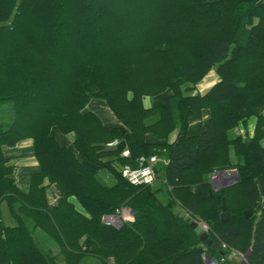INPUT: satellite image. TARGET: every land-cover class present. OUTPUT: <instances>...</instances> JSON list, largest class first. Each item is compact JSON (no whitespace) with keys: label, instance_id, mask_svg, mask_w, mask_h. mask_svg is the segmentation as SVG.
<instances>
[{"label":"trees","instance_id":"obj_1","mask_svg":"<svg viewBox=\"0 0 264 264\" xmlns=\"http://www.w3.org/2000/svg\"><path fill=\"white\" fill-rule=\"evenodd\" d=\"M210 71L218 81L193 93ZM91 102L117 124H103ZM5 103L0 207L13 224L0 209V264H57L32 229L57 246L62 264H202V255L222 250L200 242L190 228L196 218L213 242L264 264V0H0ZM205 112L203 131L188 135L190 120ZM250 117L254 136L228 141L227 131ZM25 140L37 168L23 192L9 162ZM230 146L241 163L230 162ZM151 155L167 160L155 168L159 187L129 185L122 166ZM230 166L237 182L213 194L205 176ZM100 170L113 175V187ZM43 180L60 192L56 205L47 204ZM121 208L133 212L131 222L102 223Z\"/></svg>","mask_w":264,"mask_h":264},{"label":"crops","instance_id":"obj_2","mask_svg":"<svg viewBox=\"0 0 264 264\" xmlns=\"http://www.w3.org/2000/svg\"><path fill=\"white\" fill-rule=\"evenodd\" d=\"M211 72H214V71H210L206 75V77ZM215 77H216V75H215ZM217 81H218V79L216 77L209 84L212 83L211 84V86H212ZM210 87L205 88L203 93H205ZM199 93H201V92H199ZM151 104L152 103H151L150 99L145 98L143 100L144 108L149 109L151 107ZM91 111H93L94 114L97 115V117L100 119V121L103 124L109 125V126H113V124H114L113 119H112L113 116L109 112L108 109H106L104 107H101L98 104H93V106L91 107ZM260 115L264 119V107L261 110ZM207 118H208L207 117V113L205 112L201 118H194V119L190 120L189 125H188V135H190V136L199 135L203 131V126H204ZM255 127H256V117H250V118L246 119L244 122L239 123L234 128L228 130L227 133H226L227 139L230 142L234 141L237 138H240L242 140L250 139V138H252L254 136ZM176 134H177V131H174L168 136V142L169 143H172L175 140ZM59 142L62 145H68V144L71 143V137H63L62 136V142L60 140H59ZM262 146H264L263 142H262ZM31 148H32L31 141L30 140H28V141L26 140V141H22V142L18 143L16 145L15 149L12 150V152H11V155L14 156V158L11 160L13 162V165H15L14 161H16V160L17 161L18 160H22V161L24 160L23 164H20L19 167H17L20 170H19V172L16 175L17 176L16 177L17 178V180H16L17 182H15L17 184V186L20 188V190H22L23 192L27 191L30 175L33 172H35L36 168H37V162H36L35 158L32 155V149ZM228 153H229L228 154L229 155V160L232 163V165L237 164V163H241V158L237 157L234 154V150H233L232 146L229 147ZM96 175L100 178V180L106 186L113 187L115 185V179H114L113 175L110 174L108 171L100 170V171H97ZM41 186H43L45 188V198H46L47 204L50 205V206L56 205V203L60 199V192L58 191L57 187L55 185L48 184V182L46 180L42 181ZM67 201L73 205L74 209L77 212L83 213L80 205L76 202L75 198L70 197V198H68ZM124 211L126 212V209L122 210V212H124ZM180 213H183V212H180ZM183 214L185 216V213H183ZM3 219H4V217H3ZM130 220H132V218ZM11 221H13V220L11 219ZM12 224H13V222H11L8 225H12ZM80 243H81L82 246H84V244H85L83 242V239L80 241ZM89 246L92 247V246H95V245L93 243H89ZM60 262L62 264V260Z\"/></svg>","mask_w":264,"mask_h":264},{"label":"rangeland","instance_id":"obj_3","mask_svg":"<svg viewBox=\"0 0 264 264\" xmlns=\"http://www.w3.org/2000/svg\"><path fill=\"white\" fill-rule=\"evenodd\" d=\"M83 51V50H82ZM81 51V52H82ZM82 54H84V55H87V56H89L90 54H91V52H89V51H83L82 52ZM216 77H215V73L214 72H211L207 77L205 76L196 86H195V90L193 91V93H198V94H202L203 92H204V90H205V88H208V87H210L211 86V84H209L213 79H215ZM199 92H201V93H199ZM93 104H101V103H96V102H91L88 106L90 107L91 105L93 106ZM103 105V104H102ZM91 106V107H92ZM104 106V105H103ZM9 107H11V104H9V103H5V104H0V119H3L4 118V120L5 121H7L6 120V117H5V115H6V109L7 108H9ZM113 119V122H114V124L113 125H116L117 124V122H116V120L114 119V117L112 118ZM63 137H70V135L69 136H63ZM58 140H60L61 142H62V135H57V137H56ZM26 141V140H25ZM28 141V140H27ZM113 143H115V144H113ZM110 144H112V145H110ZM116 145V141H112V142H109V143H107L106 144V146L108 147V148H110V147H114ZM127 151V150H126ZM10 155H11V153H10ZM149 157V156H148ZM148 157H144V158H148ZM139 158H142V157H139ZM138 158V159H139ZM23 162H24V160L22 161V160H16V161H14V163H15V165H13V162L11 161V162H9V164H11L12 166H13V171H12V173H13V180H14V182H17L16 180H17V173L19 172V168H17V167H19V165L20 164H23ZM138 162V161H137ZM158 164H162V163H157L154 167H153V171H154V179H155V181L151 184V185H144V186H153V187H155V188H158L159 187V182H158V180H157V176H156V173H155V168L157 167V165ZM123 167H125V165L124 166H122V168ZM138 167V166H137ZM136 167V168H137ZM121 168V169H122ZM121 169H120V174H121ZM231 169H234L235 171H236V168L235 167H233V166H230L229 168H227V169H221V170H231ZM237 173V172H236ZM210 174H211V172H210ZM210 174H207L206 176H205V179H206V181L207 182H209V177H210ZM122 177V176H121ZM124 179V178H123ZM125 180V179H124ZM126 181V180H125ZM127 182V181H126ZM237 182V180L236 181H234V182H232V181H226V182H224V185L223 184H217V186H215L214 188H213V186H212V184H209L210 185V188H211V190H212V193L213 194H218V193H220V192H222V190H224L226 187H228V186H231V185H233V184H235ZM128 183V182H127ZM129 184V183H128ZM17 185V184H16ZM129 185H131V184H129ZM133 186V185H132ZM212 194V195H213ZM0 209H1V214H2V221H3V223L5 224V225H8V224H10L11 222H13V221H11V216H10V214H9V212H8V209H7V207L5 206V204H3L1 207H0ZM126 209V212L124 211V212H122V210H125ZM119 213H118V218H119V221H120V225L121 224H123V223H127V222H131L132 220H133V212L130 210V209H128V208H121V209H119V210H117ZM108 216H110V215H108ZM111 216H117V214H116V211H115V213L113 214V215H111ZM3 217H4V219H3ZM103 218V217H102ZM132 218V220H130ZM129 219V220H128ZM191 222H197L200 226H202V227H204V229H205V231H206V233L207 234H210V228H209V226H207L206 224H205V222L204 221H202V220H200V219H198V218H196V219H191L190 220V223ZM103 224H105V223H103ZM105 225H107V224H105ZM120 225H118V226H115L114 228H119L120 227ZM33 231H32V237H33V239H34V241L36 242V244H37V246H38V248H39V250H41L42 252H45V253H48V254H50L53 258H54V261L57 263V264H61V260H62V258L58 255V249H57V246L50 240V238L49 237H47V236H45L44 234H42L40 231H38V230H36V229H32ZM225 246V245H224ZM229 248H227L226 246H225V248H221V250H222V254L220 255V257H218V256H210V255H202V264H206V258L208 257V258H210V259H212V260H214L215 262H216V264H244V260L242 259V258H238V256H236V255H233L232 254V252L234 251H232V250H228ZM85 262L83 263V264H100L97 260H95V259H91V258H88V259H86V260H84ZM242 262V263H241ZM108 263L109 264H113V262H112V260H109L108 261Z\"/></svg>","mask_w":264,"mask_h":264},{"label":"built area","instance_id":"obj_4","mask_svg":"<svg viewBox=\"0 0 264 264\" xmlns=\"http://www.w3.org/2000/svg\"><path fill=\"white\" fill-rule=\"evenodd\" d=\"M115 144V143H113ZM112 145V144H110ZM128 155V151H123L122 156L126 157ZM157 163H162L163 165L167 164V160L165 158H161L157 155H151L148 158H139L138 159V167L131 168L129 166H125L121 169V176L124 178L129 184L133 186H144L151 185L154 179V171L153 167ZM237 173L234 169L231 170H213L209 177V183L212 184L213 188L217 186V184H223L226 181H236ZM118 211L116 210L117 216H104L101 221L107 225L112 227L120 225V221L118 218ZM200 226V225H199ZM202 231L206 232L204 227L200 226ZM221 248H225L224 245H221ZM233 251V250H232ZM233 255L238 256V258H242L244 260V256L239 254L238 252L233 251ZM206 264H216V262L210 258H206ZM242 263V262H241ZM245 264V262H244Z\"/></svg>","mask_w":264,"mask_h":264},{"label":"water","instance_id":"obj_5","mask_svg":"<svg viewBox=\"0 0 264 264\" xmlns=\"http://www.w3.org/2000/svg\"><path fill=\"white\" fill-rule=\"evenodd\" d=\"M190 228L195 232L196 235H198L200 242L204 243L206 247L210 248L213 251L219 250V244L209 239L207 234L202 231V229L196 222H191Z\"/></svg>","mask_w":264,"mask_h":264}]
</instances>
